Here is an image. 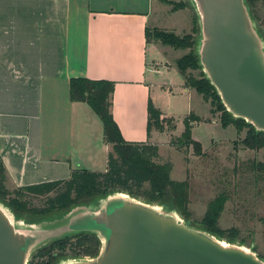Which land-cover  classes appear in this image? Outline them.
<instances>
[{
    "label": "crops",
    "instance_id": "crops-1",
    "mask_svg": "<svg viewBox=\"0 0 264 264\" xmlns=\"http://www.w3.org/2000/svg\"><path fill=\"white\" fill-rule=\"evenodd\" d=\"M172 10L162 0H0V158L12 186L107 171L112 147L92 109L71 101L73 78L115 82L112 113L124 139L162 148L159 131L148 136V107L167 120L153 95L163 88L154 57L173 48L148 42L146 30L171 29Z\"/></svg>",
    "mask_w": 264,
    "mask_h": 264
},
{
    "label": "rangeland",
    "instance_id": "rangeland-1",
    "mask_svg": "<svg viewBox=\"0 0 264 264\" xmlns=\"http://www.w3.org/2000/svg\"><path fill=\"white\" fill-rule=\"evenodd\" d=\"M162 2L172 8L185 6L180 8L182 10H172L168 14L170 18L165 16L164 19H168V27L171 29L163 31L174 33L181 38L193 34L194 29L198 31L199 33L193 34V38L198 43L193 51L199 56L201 24L192 1L162 0ZM249 10L251 16L253 14L255 29L264 41V5L258 2L254 8L249 7ZM178 11L184 12L171 17L172 13ZM152 41L162 44L158 40L152 39ZM172 50L167 57L155 49L157 54L155 53L154 59L160 64L159 66H162L160 73L155 75V81L163 88L156 89L153 95L156 97L158 106L166 112L167 120L164 122L163 130L159 131L161 134L159 142L166 143H160L162 148L159 147V157L153 162L162 165L170 163L172 165L171 179L188 183L189 203L186 211L181 212L174 205L173 196L168 195L164 203L157 202L151 205L174 211L184 222H190L194 228L206 231L203 221L209 205L217 198L225 196L227 201L218 217L217 226L226 234L218 239L226 244L252 251L264 261V169L260 167L264 165V147L250 149L244 144L247 129L239 132L234 126L223 128L221 125L223 111H220L219 103L216 104L218 107H215L211 100L205 102L204 97L194 87L189 88L193 91L190 94L184 91L182 85L185 80L178 69L177 62L192 51L191 49ZM149 58L153 59L151 55ZM166 61L171 63V67L165 66ZM204 74L203 68L187 71V75L194 77L197 81H200ZM192 114L204 120L202 123H193L192 128V138L202 144V155H198L193 146L185 147L179 141L185 131L186 122L190 121ZM151 143L159 145L157 142ZM6 184L9 191L13 192L15 187L10 180ZM144 188L148 190L149 185H145ZM121 196L148 203L146 197H132L127 192L116 190L106 198L88 205L78 204L70 211L58 213L44 220H34L27 215L17 217L6 204L1 201L0 204H3L12 214L18 226L32 229L40 234L45 233L44 238L29 254L28 264H30L37 252L52 242L82 232L92 233L94 230L92 227L74 220L83 213L103 207L109 198ZM28 201L30 208L41 209L44 208L46 199L32 196L28 198ZM91 259L93 258L70 257L58 261L57 264H72Z\"/></svg>",
    "mask_w": 264,
    "mask_h": 264
},
{
    "label": "water",
    "instance_id": "water-1",
    "mask_svg": "<svg viewBox=\"0 0 264 264\" xmlns=\"http://www.w3.org/2000/svg\"><path fill=\"white\" fill-rule=\"evenodd\" d=\"M201 24L200 64L222 104L264 132V41L246 0H191ZM218 107V105H217ZM100 254L72 264H264L254 252L194 228L171 210L127 196L81 214ZM44 234L18 226L0 204V264H28Z\"/></svg>",
    "mask_w": 264,
    "mask_h": 264
},
{
    "label": "trees",
    "instance_id": "trees-1",
    "mask_svg": "<svg viewBox=\"0 0 264 264\" xmlns=\"http://www.w3.org/2000/svg\"><path fill=\"white\" fill-rule=\"evenodd\" d=\"M258 2L264 0H246L248 7L254 8ZM171 4V2H166ZM185 8L180 5L173 10ZM253 16V14H252ZM199 33L194 29L193 34ZM193 34L179 37L160 29H147L146 39L161 41L165 46L175 50L191 49V53L183 56L177 62L178 69L185 80L186 88H196L197 92L204 97L205 102L210 100L220 105L223 111L221 125L223 128L234 126L239 132L248 130L244 144L250 149L264 147V132H258L245 120L234 118L225 109L222 100L211 82L204 77L197 81L187 75L188 70L197 71L202 68L200 58L194 52L198 46ZM115 82L107 80H90L87 78H73L70 81V99L74 103H84L98 116L103 124L104 141L112 147L108 156V168L106 172H92L82 169L72 171L69 179L53 182H45L15 188L9 191L7 182L9 177L6 167L0 158V201L6 204L17 217L27 215L34 220H44L56 214L70 211L78 204L88 205L102 198L108 197L116 190L129 193L132 197H146L148 204L164 203L168 195H172L174 205L178 210L186 211L189 203V185L187 182H176L170 177L172 165L156 164L154 159L159 157V145L151 142L137 143L128 142L116 123L112 108ZM148 136H151L153 128L163 130L165 120L162 113L152 103L148 107ZM190 121L186 122V128L180 137V144L185 147L193 146L198 155H202V144L192 138L193 123H202L203 119L192 114ZM264 169V165H260ZM145 185H149L146 190ZM45 198L44 208H30L29 197ZM227 201L225 196L214 200L208 208L204 218L205 229L211 235L222 238L226 234L217 226V220ZM187 213V212H185ZM100 238L90 232L66 236L52 242L49 246L40 249L30 264H57L58 261L68 258H96L101 251Z\"/></svg>",
    "mask_w": 264,
    "mask_h": 264
}]
</instances>
